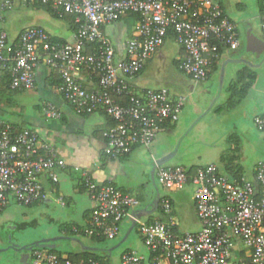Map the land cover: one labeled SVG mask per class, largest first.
Listing matches in <instances>:
<instances>
[{
	"label": "built area",
	"instance_id": "built-area-1",
	"mask_svg": "<svg viewBox=\"0 0 264 264\" xmlns=\"http://www.w3.org/2000/svg\"><path fill=\"white\" fill-rule=\"evenodd\" d=\"M221 0H0V12L50 5L60 17H74L73 42L59 44L42 27L24 29L13 40L0 30V74L10 76L11 90H32L36 70H54L55 91L80 116L102 110L113 126L104 132V153L110 158L129 154L134 147L149 149L165 123H176L187 101L167 88L135 92L130 79L146 65L166 40L169 31L182 49L179 70L195 82L207 79L218 58V47L227 52L241 46L237 25L222 11ZM134 14L133 35L123 56L116 58L102 27ZM264 33V13L260 19ZM86 72L96 79L87 89L79 82ZM122 100L123 102H121ZM46 120H58L60 111L44 105ZM264 132V116L253 118ZM63 162L52 145L31 129L15 130L0 121V213L10 204L30 206L45 200L44 180L58 183ZM156 180L166 191L157 200V217L143 219L139 200L112 185L95 183L88 173L82 184L94 202L85 236L109 241L118 238L122 224L137 230L146 255L125 250L119 264H264V164L253 169V178L229 177L214 164L194 172L181 166H158ZM193 188L195 214L200 229L179 232L170 194ZM30 264H99L96 260H71L44 249L29 253Z\"/></svg>",
	"mask_w": 264,
	"mask_h": 264
},
{
	"label": "crops",
	"instance_id": "crops-1",
	"mask_svg": "<svg viewBox=\"0 0 264 264\" xmlns=\"http://www.w3.org/2000/svg\"><path fill=\"white\" fill-rule=\"evenodd\" d=\"M260 1L264 0L249 2L250 10L248 9L247 11L248 5H244L242 2H237L233 6L231 3L221 0L222 11L238 27L241 46L239 49L231 52L222 49L221 54H218V58L211 64L205 81L195 82L191 77L179 70L178 62L182 55V49L175 41V38L169 35L162 47L148 59L145 67L130 79L131 88L138 93L151 89L167 88L174 96H186L188 98L194 92L204 96L208 94L213 85L215 87V85L219 84V81L222 82V85L228 79L225 88L227 98L223 102H220L219 95L214 92L210 95L207 105L201 108L198 117L204 118L211 112L216 115L224 114V116L227 115L230 119H233L232 123H230V126L233 125V127H230V130L234 131L233 133H236L241 126L248 130L253 128L257 131L253 125V118L264 116V73L256 72L258 63L253 60L260 58L262 55L264 56V49L260 55L257 53V49L264 48V33L262 32L263 37L260 38L256 34L252 22L258 21L260 23L261 16L264 13V10H262L264 2ZM234 10H237L239 14ZM240 10H243L244 13L242 14ZM135 22V17L127 15L115 24L103 26L101 29L104 37L112 44L117 59L123 56L125 44L133 35ZM31 26L44 28L56 41L64 44L73 42L74 27L71 17L57 18L47 12L45 8L39 6L15 8L12 11L0 12V30L6 31L12 40L24 29ZM242 71H246L247 73L245 72L246 74H243L244 78L240 80L239 73ZM213 74H216V78ZM78 77L80 84L85 88L90 89L95 87V79L88 73L82 72ZM211 79L212 81L214 80L211 86L200 87V85H205ZM58 83L59 77L54 70L44 65H40L37 68L35 87L31 91H28L32 97L33 108L35 110L32 113V118H30V123L32 124V130L37 133L42 141L53 146L58 159L63 162V167L57 171L59 180L55 187L50 182L44 180L46 198L42 202L50 203V197L55 196L62 206L71 208L78 215V218L63 227L59 239L48 237L45 240H37L32 243L42 242V244H45L44 250H47L54 248L53 246H56V241L66 239L77 244L80 251H85V247L100 248L91 247L81 242L79 238L86 236L76 238L66 234L69 225H73L72 229H75L76 226L83 228L87 224V220H89L93 210L94 202L88 192L82 188L83 174L88 173L97 184L112 185L121 192L136 197L140 202L137 211L141 216H145L148 219L157 217L159 214L153 206L156 195H158L157 200L160 196V189L156 180V164L161 160H167L163 166H181L168 164L172 149H169L164 143L162 133L174 131L187 108V104L184 105L180 118L176 123H168L157 131L149 149L134 147L127 155L110 158L104 153L106 144L104 132L110 128L111 121L102 110H98L87 116L77 115L55 91V86ZM24 103L21 95L20 107H23ZM47 104L56 107L60 111V119L46 120L42 110L38 111L35 108L36 105H40L42 109ZM198 104L199 102L195 104L197 108ZM195 111H197L196 108ZM234 160L232 159L231 163H227L220 157L219 164H208L216 165L220 173L229 177L243 175L253 178V170L249 176L246 175L240 167L234 164ZM208 164L191 167L196 168ZM128 167L140 168V178L145 179L147 175L151 178L154 194L153 199L148 203V207H142V196L140 194L125 187L122 179L126 178V169ZM186 189L170 194L173 202V214L177 221L179 232H195L200 229V225L195 214L193 188H189L191 190ZM187 191H190L194 220H190L191 224L185 226L177 218L174 195ZM153 207L154 211H152ZM132 230V224L126 221L122 224L118 237L123 239ZM2 246L7 248L9 242ZM9 250L0 252V256ZM79 250H75L73 254L80 252ZM17 251L20 252L21 262L30 264V251L28 252L22 248H19Z\"/></svg>",
	"mask_w": 264,
	"mask_h": 264
},
{
	"label": "rangeland",
	"instance_id": "rangeland-1",
	"mask_svg": "<svg viewBox=\"0 0 264 264\" xmlns=\"http://www.w3.org/2000/svg\"><path fill=\"white\" fill-rule=\"evenodd\" d=\"M223 2H229L233 6H235L237 2H242L244 5H248V11V9L250 10L249 2H255V0H223ZM234 11L237 12V10ZM240 11L242 14L244 13L243 10ZM232 18L236 21L233 16ZM252 25L256 34H258L260 38L263 37L260 23H258V21H253ZM263 49L264 48L257 49L258 55L263 52ZM253 61L258 63L256 72L264 73V56L262 55L260 58H256ZM213 76L215 77L216 74H213ZM212 79L205 83V85H200V87L205 88L211 86V84L214 83ZM221 83L222 82L219 81L218 85H215V87L213 85L208 94L204 96L198 95L197 92L188 96L185 103V105L187 104V108L181 116L177 127L174 131L162 133L164 143L169 149H172L168 164L181 165L184 167L204 165L206 163L219 164L220 157L227 163H231L230 161H232V159L234 160L235 157L234 164L240 167L246 175L249 176L258 163L264 164V133L257 132L253 128L249 130L242 128L243 126L238 128L236 133H233L234 131L230 130V127H233V125L230 126L233 119H230L227 115L224 116V114L216 115L211 112L204 118L198 117L201 108L207 105L210 95L214 92L219 95L220 102H223L227 98L225 88L228 79H226L222 85ZM22 98L25 102L24 106L20 107V109H14L19 117L16 114L5 115V119L9 121H19L26 127L32 128L30 118H32V113L35 112L32 97L28 92L22 94ZM198 102L197 108L195 104ZM194 107L197 111H195ZM139 171L140 168L138 167H128L126 169V178L122 180L126 188H130L142 196V207H148V203L153 199L154 194L151 178L148 175L145 179L140 178ZM157 185L161 195L166 193L158 183ZM189 188L191 187L187 189L191 190ZM174 198L178 220L184 223L185 226L188 224L190 225V220H194V213L190 201V191L175 194ZM50 200V203L41 201L29 207L10 204L7 209L0 213V247L4 244L6 245L9 239L13 240L15 245V249H10L7 253H3L0 256V264H24L20 260V252L17 251L19 248L37 240H45L48 237L59 239L63 227L78 218V215L74 213L71 208L62 206L55 196L50 197ZM143 219H147V217L143 216ZM9 224L15 227L17 226L19 229L14 230L16 229L14 227L9 233ZM79 239L81 242L91 247H100L98 243L86 237H80ZM122 240L121 237H118L115 240L108 241L109 243L107 245L109 246V251L98 253L99 257L108 260L109 263L107 264H119V257L125 250H135L139 254L146 255L147 252L142 245L136 229L133 228L125 241L122 242ZM53 247L63 256H70L75 250H79L77 244L66 239L56 241V246ZM74 247L76 248L72 249ZM2 248L4 247L2 246Z\"/></svg>",
	"mask_w": 264,
	"mask_h": 264
},
{
	"label": "trees",
	"instance_id": "trees-1",
	"mask_svg": "<svg viewBox=\"0 0 264 264\" xmlns=\"http://www.w3.org/2000/svg\"><path fill=\"white\" fill-rule=\"evenodd\" d=\"M260 2H264V1H260ZM34 6H39V7L45 8V10H47V12L51 13L53 16H55L57 18L71 17L72 21H73L74 31L76 30V25L74 23V17L73 16L68 15V14H64L62 17H60L57 13H55L52 10V7L50 5L36 4ZM262 10H264V4H262ZM129 16L135 17L136 21L138 20V17L136 15H134V14H129ZM169 35L174 37V34H173L172 31H169L168 36ZM52 40H53V42H56V43H59V44H64L62 42L56 41L53 37H52ZM222 49L223 48L218 47V54H221ZM245 72L246 71H242V72L239 73V79L240 80H242L244 78L243 74ZM95 81H96V79H95ZM9 84H10V76H9V74H7L6 72L1 73L0 74V121H4V122H7V123L11 124L15 130H22V129H31L32 130V128L26 127L25 125H23L19 121H9V120L5 119V115H14V114H16L19 117L18 113L15 112L14 109H20V96L22 94L28 92L27 90H24V91L11 90L10 87H9ZM29 91H31V90H29ZM120 101L123 102L122 100H120ZM41 107L42 106H40V105H36L35 106V108L38 109V111L42 110ZM108 119L112 123L111 126H113L115 124V122L113 120H111L109 117H108ZM166 124H168V123H165L161 128H163ZM186 169H188L192 173V172H194L195 167H189V168H186ZM239 176H242V175H236L234 177H239ZM53 185H54V187L56 186V184H53ZM82 188L85 189L84 186ZM36 203H38V202H36ZM36 203H34V204H36ZM172 204H173V202H172ZM30 206H32V205H30ZM88 223H89V220H87V224L83 228H81L80 226H76L75 229L73 228L74 230L72 229L73 225H69V227L66 230L67 233L66 232L65 233L70 235L71 237H76V238L80 237V236H85L84 231H85ZM90 239L92 241H95L96 243H98L100 245V247H102L103 249H106V251H109L108 250L109 246L107 245L109 243L108 242L109 240H106V239H103V238H100V237H91ZM35 248L45 249V244H40L38 247H33L32 249H35ZM47 251L61 256V254L55 248L47 249ZM68 257L71 260H74V261L79 260L80 258H83V259H86V260L87 259L96 260L99 264H107V263H109L108 260L100 258L98 253L90 252V251H84V250H82V251H80L78 253L72 254V255H70Z\"/></svg>",
	"mask_w": 264,
	"mask_h": 264
},
{
	"label": "water",
	"instance_id": "water-1",
	"mask_svg": "<svg viewBox=\"0 0 264 264\" xmlns=\"http://www.w3.org/2000/svg\"><path fill=\"white\" fill-rule=\"evenodd\" d=\"M166 161H167V160H161L160 162L157 163V165H158V166H161V165L165 164ZM157 197H158V195H156V198H155V200H154V202H153V206H154L155 208H156V205H157ZM154 207H153L152 211H154ZM128 235H129V233H127V234L124 236L122 242L126 240V238H127ZM40 244H42V242L30 243V244H28V245H26V246H23L22 249L26 250V249H28V248L38 247ZM7 249H15V245H14L13 240H10V239H9V246H8L7 248H2V247H1V248H0V252L5 251V250H7ZM85 251H90V252L100 253V252H105L106 249H103V248H94V249H93V248H87V247H85Z\"/></svg>",
	"mask_w": 264,
	"mask_h": 264
},
{
	"label": "flooded vegetation",
	"instance_id": "flooded-vegetation-1",
	"mask_svg": "<svg viewBox=\"0 0 264 264\" xmlns=\"http://www.w3.org/2000/svg\"><path fill=\"white\" fill-rule=\"evenodd\" d=\"M14 227H15V226H13V225H9V226H8V232L10 233L11 230L14 229ZM15 228H16V230L19 229V227H17V226H16ZM31 250H32V248H28V249H26V251H28V252L31 251Z\"/></svg>",
	"mask_w": 264,
	"mask_h": 264
}]
</instances>
